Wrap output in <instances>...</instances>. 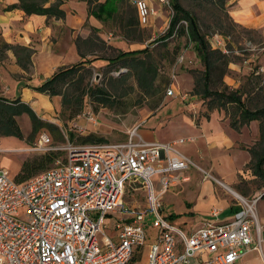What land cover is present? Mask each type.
Returning <instances> with one entry per match:
<instances>
[{"label":"built area","instance_id":"obj_1","mask_svg":"<svg viewBox=\"0 0 264 264\" xmlns=\"http://www.w3.org/2000/svg\"><path fill=\"white\" fill-rule=\"evenodd\" d=\"M157 2L155 6L150 0H133L143 26L166 8L164 34L174 10L171 0ZM179 28L187 35V20L180 19L165 38L177 36ZM226 39L215 32L210 41L226 51ZM259 49L264 55V42ZM184 60L181 52L168 65L165 96L175 93L174 82ZM256 71L264 72V62ZM191 97L190 105L195 107L196 94H181L182 99ZM81 115L87 122L97 121L91 110ZM141 125L132 124L126 137L115 142L74 143L65 134L67 140L61 144L42 132L30 149L64 150V158L57 156L51 166L21 181L0 167V264H142L140 248L146 237L152 238L146 264H191L192 258L194 264H233L253 249L264 262V217L261 221L259 212L264 186L251 196L236 191L238 208L229 219L205 218L185 231L163 214V193L188 180L189 168L219 184L222 181L179 148L194 136L150 141ZM73 129L82 134L86 125L74 122ZM129 187L144 190L142 205L126 202L124 192ZM107 216L114 221V236L104 231ZM203 252L209 255L200 258Z\"/></svg>","mask_w":264,"mask_h":264},{"label":"crops","instance_id":"obj_2","mask_svg":"<svg viewBox=\"0 0 264 264\" xmlns=\"http://www.w3.org/2000/svg\"><path fill=\"white\" fill-rule=\"evenodd\" d=\"M73 1L75 2L74 7L68 0L62 1L61 7L65 11L63 17H50L40 13H25L23 9L14 5L18 0H0V95L8 98L20 96L24 101L29 102L35 111L38 107L49 109L52 105L54 106V96L39 92L32 86L49 77L57 66L73 63L81 58L75 42L77 36L82 38L88 36L92 28H96V32H99L98 24L94 22L99 18L85 12L86 0ZM226 5L228 14L233 21L257 31L260 37L259 44H262L264 42V0H227ZM89 17L92 19L93 26L90 29L83 25ZM99 34L103 37L102 31ZM4 42L32 48L28 69H24L18 63L14 50L6 46ZM211 46L215 47L213 44ZM259 55H261L260 61L264 62L263 52ZM233 67L236 70V67L239 68L240 65L234 63ZM230 78L227 79L225 75V82L232 86L239 84L238 81ZM14 86H19V93L14 92ZM160 127H165V129H160ZM257 128L256 120H252L248 125L242 126L241 131H236L230 127L225 112L218 109L210 111L208 117L202 116L197 123L193 122L191 117L186 114L176 113L165 120H160L155 126L141 125L144 138L150 141L172 140L187 135L194 136L193 140L186 142L187 144H179V148L183 145V149H180L185 154L203 168H208L205 169L209 172L217 175L216 177L228 188L204 174H202L204 176L202 178L199 174L200 170L189 168L186 171L189 174L188 180L171 185L163 193V214L173 224L185 231H190L205 218L223 221L234 214L238 205L230 190H235L233 187L237 182V174L240 172L244 177H253L251 172L249 176L247 172L243 171V166L250 159V153L245 147L240 146L239 142L245 143L244 131L251 130L253 134H257ZM22 141L23 139L14 135H0V153L11 149L24 150ZM16 142L19 144H14ZM20 157L17 160V166L11 170L7 166L9 165L8 158L0 154V167L8 169L10 174L15 177L21 166ZM192 183L197 186L196 197L186 199L183 211L176 212L167 209L164 203L165 200L168 201L167 196L178 193L183 197L182 192L192 186ZM202 186L210 187L209 193H214L216 207L215 203H211L205 208L197 206L198 198L205 196L204 192L200 190ZM219 186L224 187L231 195L224 193V190H221ZM261 201L264 202V198ZM213 210L216 211L215 214H213ZM262 213L264 215V212ZM204 253L206 252L201 255ZM253 259L259 261V264H264L260 252L256 249L248 251L233 264H256L252 262ZM195 260L196 258H192L191 264H194Z\"/></svg>","mask_w":264,"mask_h":264},{"label":"rangeland","instance_id":"obj_3","mask_svg":"<svg viewBox=\"0 0 264 264\" xmlns=\"http://www.w3.org/2000/svg\"><path fill=\"white\" fill-rule=\"evenodd\" d=\"M68 1L73 7L75 6V2L73 0ZM103 1L105 0H89L88 8L87 1H85V12L92 15L90 12L91 9L97 7L98 4L102 3ZM150 1L155 6H158L157 0ZM180 1L185 7L189 8L197 15L200 26L207 34V38H211L215 32H221L227 36L225 48L226 51L229 52L232 61L229 63V67H231L226 76L227 79L231 77L230 79H235L238 82H242L246 75L252 70L253 66H255V64L261 63V55L259 54H261L262 51L258 46L260 43L258 32L235 24L226 11L227 5H224L223 8L211 0ZM108 5L109 4H107L106 7ZM106 10L107 11L105 15L109 12L108 9ZM166 13V8L163 7L162 15L160 14L156 16L152 21H150L149 24L143 26L138 22L133 0H124L122 7L119 8L116 14L112 15V18L106 17V19L103 20L99 17V19L94 21L98 24L99 32L102 31V36L106 40L107 44L104 46V48H99L98 52L103 55H111L116 53L119 49H136L146 46L147 41L153 39L157 35L163 34V30L165 28L164 18ZM91 20L92 19L89 17V19H86L83 25L88 26L89 29L92 28L93 26L91 24ZM127 26H129V28H133V30H131L132 32L129 34L124 33V30L127 28ZM108 44L112 45V47H109ZM149 50L155 56L157 64L163 65L164 70L168 67L170 62L173 61L177 54L181 52L184 53L185 60L177 72L176 80L174 82L176 91L173 95L165 96L163 93V85L161 84V90L152 96H147L142 92V90L139 89L136 79L133 76H130L128 78L127 84L124 86L127 92L123 95L115 94L113 102H110L109 105L99 104L95 99L87 96L84 98L82 109L79 111V113L72 116H70L69 109H63L61 107L59 104L60 96L56 95L53 97L55 100L54 106L52 105V107L49 109H41L38 107L36 112L43 120L52 122L57 126V128L50 129L47 127H41L35 133L34 140L36 141L42 132H47L52 137L54 142H59L62 144L65 142V140H67V138L70 139L69 134L71 131L76 135L81 134L73 129L74 122L86 125V131L82 134H87L88 132H96L98 134L103 133V136H105L104 142L123 140L126 137V130L128 127L136 122H142V124L147 126H155L160 120H165L167 117L176 113L183 115L186 114L187 116L191 117L193 122H199L200 118L206 115V103L198 94H196L195 97V107L190 105V101L194 100L192 97L191 99L181 98V94L184 92H189V94L194 93L191 90L193 88L192 69L202 66L200 60L195 55L192 42L188 39L186 34H180L172 37L169 36L165 39H158L155 41L149 46ZM105 63L106 62L102 61V59L94 60L92 62L91 74L87 76L86 80H88L91 84L101 85L104 83L106 85L105 75H117L119 71L125 70V67H121L119 69L113 68L107 74H105L103 66ZM234 63L240 65L239 68L236 67V70L234 69L235 67H233ZM83 71L85 70L83 69ZM167 71L168 69H166V72L158 71L159 76L156 80L157 83H159L162 78L166 80V76L168 75ZM261 73L264 76V72ZM15 91H17L16 93H19V86H14V92ZM157 99L158 102L155 103ZM85 110L93 111L97 117V121L94 123L87 122L81 115ZM17 120L21 129L23 130L24 136H28L31 131V122L28 115L26 113H21L17 116ZM59 124H61V128ZM160 129H165V127H160ZM244 132L245 135L243 134V139L245 140V143L239 142L240 146H249L257 140L258 133L253 134L251 130ZM65 134L68 135L67 138ZM70 140H74V143H77L75 139ZM17 143L18 142L14 144ZM22 143L24 150L19 151L16 149H11L4 150L0 153L3 154L4 157L8 158L9 165L7 166L11 170L17 166V160H19L20 156V161L22 163V160L26 157L42 153L41 151L30 149L29 147L32 146L33 143H29L25 138H23ZM182 146H180V148L183 149ZM59 152L60 155L58 156L64 158L65 151L61 150ZM52 164L53 162L48 166ZM243 171L247 172L250 176L251 171L246 167V165L243 166ZM199 174H201L202 178L204 177L202 175L203 173L200 172ZM192 186L188 187L186 191L182 192L183 197H181V195L178 193L167 196L168 201L165 200L164 202L166 208L176 212L183 211L182 209L185 207L186 199H192V197H196L197 186H194L193 183ZM233 188L237 190V192L251 196L256 192V190L260 189L259 180H257L254 175L253 177L247 178L239 172L237 174V182L234 184ZM209 189L210 187L204 188L203 186L200 188L201 192H204L205 196L198 198V207L205 208L211 205V203L216 202L213 198L214 193H209ZM220 189H223L224 193H227V195H231V193L228 192L224 187H220ZM143 194V189L129 187L124 192V199L128 204L142 205L144 203ZM216 204L217 203H215V207ZM259 210L260 219L262 221L264 217L262 213L264 212L263 201L259 203ZM104 222L109 223L108 226L104 227L105 233L110 236H114L116 231L114 229V221L112 217L107 216ZM151 242L152 238L146 237L143 246L140 248L142 250V254L140 255L139 260L142 264H146L147 262L148 244ZM207 256L208 254L204 253L201 255V258H205ZM252 262L259 264V261L255 259H253Z\"/></svg>","mask_w":264,"mask_h":264},{"label":"trees","instance_id":"obj_4","mask_svg":"<svg viewBox=\"0 0 264 264\" xmlns=\"http://www.w3.org/2000/svg\"><path fill=\"white\" fill-rule=\"evenodd\" d=\"M62 1L18 0L14 5L23 9L27 14L40 13L50 17H63L65 11L61 7ZM86 1L88 5L89 0ZM211 1L224 8L227 0ZM123 2L124 0H105L91 9L90 12L103 20L106 17L112 18V15L116 14L122 7ZM107 4L109 5L106 7ZM171 4L174 13L169 27L164 34L159 35L156 39H163L169 35L180 19L187 20L188 39L192 42V47L202 64L201 67L192 69L193 88L191 90L206 103L207 112L205 116L208 117L210 111L214 109L223 110L228 117L230 127L236 131H241L242 126L256 120L257 140L244 147L250 153L246 167L259 180V187L261 188L264 185V76L261 72L256 71L258 64H255L245 79L239 82L237 86L225 82L224 76L228 73L229 63L232 61L229 52L211 46L210 38H207V34L202 30L197 15L185 7L180 0H171ZM106 9L109 12L105 15ZM226 11L228 13L227 9ZM234 23L246 28L241 24ZM131 30L133 28L127 26L124 33L129 34L132 32ZM183 33L184 29L179 28L178 35ZM75 42L81 58L76 62L58 66L49 77L32 86L35 90L49 96L59 95V104L63 109H69L70 116L79 113L83 107L84 98L87 96L95 99L99 104L109 105L110 102H113L115 94L123 95L127 92L124 86L130 76L136 79L139 89L145 95L152 96L157 93L161 90V84L165 95L169 75L166 76V80L162 78L159 83L156 80L159 76L158 71L166 72L167 68L164 70L163 65L157 64L156 58L148 46L136 49H119L111 55L100 54L98 49L104 48L107 44L106 40L96 32V28H92L86 37L77 36ZM4 44L14 50L18 63L24 69H28L33 52L32 48L21 44H8L6 42ZM108 45L112 47V45ZM97 59H104L106 62L103 65L105 74L113 68L125 67V70L119 71L117 75H105L106 85L104 83L101 85L91 84L86 78L91 74L92 62ZM21 113H26L31 122V131L26 137L17 120V116ZM41 127L57 128L52 122L43 120L30 103L24 101L20 96L8 98L0 95V135H14L21 139L25 138L29 143H35L34 135ZM69 137L77 142L105 140V136L96 132L76 135L71 131ZM58 155H60L59 151L49 150L26 157L22 160L15 179L21 181L45 170Z\"/></svg>","mask_w":264,"mask_h":264},{"label":"bare ground","instance_id":"obj_5","mask_svg":"<svg viewBox=\"0 0 264 264\" xmlns=\"http://www.w3.org/2000/svg\"><path fill=\"white\" fill-rule=\"evenodd\" d=\"M222 185L225 186L223 182H222ZM225 187H226V186H225ZM226 188H227V187H226ZM227 189H228V188H227ZM230 192H231L232 194H235V193H236V191H232V190H230Z\"/></svg>","mask_w":264,"mask_h":264}]
</instances>
